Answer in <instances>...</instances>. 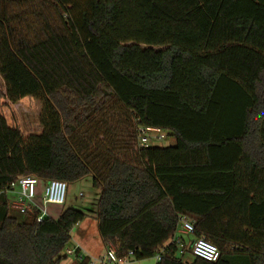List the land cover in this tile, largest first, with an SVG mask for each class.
I'll return each mask as SVG.
<instances>
[{
    "label": "trees",
    "instance_id": "1",
    "mask_svg": "<svg viewBox=\"0 0 264 264\" xmlns=\"http://www.w3.org/2000/svg\"><path fill=\"white\" fill-rule=\"evenodd\" d=\"M0 78L41 104L39 134L0 114V264L91 262L71 247L87 215L19 213L20 177H91L118 260L264 264V0H0ZM141 128L174 144L139 147ZM182 219L216 262L183 261Z\"/></svg>",
    "mask_w": 264,
    "mask_h": 264
},
{
    "label": "rangeland",
    "instance_id": "2",
    "mask_svg": "<svg viewBox=\"0 0 264 264\" xmlns=\"http://www.w3.org/2000/svg\"><path fill=\"white\" fill-rule=\"evenodd\" d=\"M5 94L4 84L0 78V96ZM41 110V104L38 100L33 98H25L24 100L17 102L15 104H11L4 97H0V114L6 119L7 123L12 126L16 125L22 132L23 135L29 134H39L41 132V127L39 125V115ZM149 136V144L156 145L159 147H165L174 144V140L170 137H165L162 140L156 141L152 138L153 133H148ZM99 192L92 187L91 177H86L74 184H71L67 188L65 203L62 206L50 205L48 209V216L52 219H57L62 212V210L72 208L79 210L87 215L84 220L86 225L89 228V231L92 232L91 245L90 249L94 254L98 251L97 242L100 238L99 236H95L96 233V212H97V198ZM15 197L11 195L10 200H14ZM59 214V215H58ZM13 216L19 218V214L12 213ZM56 216H58L56 218ZM180 230V229H179ZM177 232L176 235L181 236L185 239L184 235ZM73 239L76 240V235H73ZM78 240V239H77ZM191 239H188L186 242ZM79 241V240H78ZM97 241V242H96ZM85 239H83V243ZM73 244H71V247ZM113 249V248H112ZM69 250H72L70 248ZM114 250V249H113ZM188 251V250H187ZM103 252H101L102 255ZM64 259L62 264H71L74 260L72 255H66L64 253ZM191 254L189 252H184L183 261H190ZM123 264H155L154 259L144 260V261H134Z\"/></svg>",
    "mask_w": 264,
    "mask_h": 264
},
{
    "label": "built area",
    "instance_id": "3",
    "mask_svg": "<svg viewBox=\"0 0 264 264\" xmlns=\"http://www.w3.org/2000/svg\"><path fill=\"white\" fill-rule=\"evenodd\" d=\"M148 133H153L152 138L156 141L162 140L165 138V135L159 129L153 128H141L138 138V146L145 147L149 142ZM40 181L34 177H20L16 182L11 184L12 191L10 192L13 195L14 200L12 201V208L18 211L21 214H25L31 211L33 208H36L40 211V216L37 221H41L42 217L45 216L46 212L44 207H38L35 204V199L37 197V187ZM67 193V185L63 181L59 180H50L46 182L42 190V204L47 205H57L62 206L65 203ZM179 232L182 235L191 236L193 233V225L191 222L182 219L180 222ZM187 244L188 250L191 251V256L195 258L202 259L206 262H216L219 258V252L217 248L206 241L203 238L192 240ZM185 246L182 243L178 244V249L180 253H183ZM68 254H72L73 250H68ZM130 257L118 260L115 256V251L112 248L107 250L105 257L98 264H121L129 262L132 258V253H129ZM155 262L160 261L161 255L157 253L153 258Z\"/></svg>",
    "mask_w": 264,
    "mask_h": 264
},
{
    "label": "crops",
    "instance_id": "4",
    "mask_svg": "<svg viewBox=\"0 0 264 264\" xmlns=\"http://www.w3.org/2000/svg\"><path fill=\"white\" fill-rule=\"evenodd\" d=\"M45 183L43 182H40L38 187H37V197L35 199V204L38 205V207H44L45 209V212H46V216H48V209L50 208V205L51 204H47V205H44L42 204V198H41V195H42V190H43V186H44ZM59 215V214H58ZM58 216H56L57 218ZM97 223V222H96ZM96 233H94L95 236H99L98 235V231H97V224H96ZM73 235H76L77 239L79 240H74L73 239ZM90 236H92V232L89 231V228L88 226L86 225L85 221H83L82 223H80L79 225H77L75 227V229L72 231L71 233V241H72V244H73V247H78L79 250H80V254H82L83 256H87L90 258V264H98L100 261L103 260V257H105L106 253H107V250L103 243L101 242V239L98 240L97 242V253L94 254L92 252V250L90 249V245H91V238ZM184 237L186 238V240L188 239H191L192 240V237L191 236H188V235H184ZM100 238V237H98ZM83 239H85V242L83 243ZM101 252L102 255H101ZM132 260H130L129 262H131ZM155 261V260H154ZM134 262V261H132ZM125 263H128V262H125ZM156 263V262H155ZM123 264V263H121Z\"/></svg>",
    "mask_w": 264,
    "mask_h": 264
}]
</instances>
